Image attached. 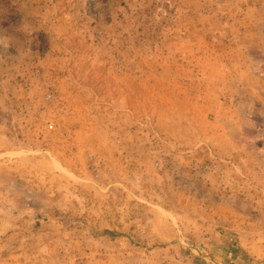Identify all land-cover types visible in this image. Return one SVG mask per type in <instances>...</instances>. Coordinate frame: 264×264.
I'll list each match as a JSON object with an SVG mask.
<instances>
[{"label": "rangeland", "instance_id": "374dc122", "mask_svg": "<svg viewBox=\"0 0 264 264\" xmlns=\"http://www.w3.org/2000/svg\"><path fill=\"white\" fill-rule=\"evenodd\" d=\"M0 264H264V0H0Z\"/></svg>", "mask_w": 264, "mask_h": 264}]
</instances>
